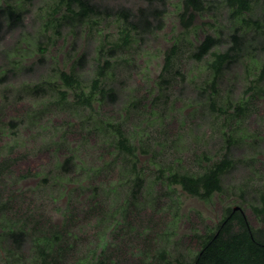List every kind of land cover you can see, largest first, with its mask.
Returning a JSON list of instances; mask_svg holds the SVG:
<instances>
[{
  "label": "rangeland",
  "instance_id": "obj_1",
  "mask_svg": "<svg viewBox=\"0 0 264 264\" xmlns=\"http://www.w3.org/2000/svg\"><path fill=\"white\" fill-rule=\"evenodd\" d=\"M56 1L17 0L25 12L23 27L8 31L0 43V162L10 163L0 175V205L26 233L16 250L0 226V264L11 261L9 250L18 253L17 264H38L37 244L62 230H67L61 238L65 251L55 264L190 261L199 249L197 235L204 226L217 225L228 207L242 208L251 225L264 231V220L249 207L264 197V95L251 97L250 89L264 87V53H251L253 58L223 72L216 79V95L209 87L211 58L195 62L190 57L206 35L224 38L240 28L250 38L256 29L244 20H263L262 0H253L252 11L237 18L223 0H206V11L196 14L189 28L181 21V1L166 0L164 28L124 46L115 16L102 14L72 27L55 20L65 11L54 15ZM98 1L105 13L121 7L134 12L149 4ZM173 45L177 51L162 82L165 55ZM82 55L86 61L80 69ZM107 60L112 66L101 86L113 88L117 102L96 94L91 106L80 103L79 90L67 87L61 73L75 68L87 98ZM260 75L263 80L255 83ZM241 101L249 103V111L235 117ZM212 103L227 113L213 111ZM116 123L135 147V156L115 147L109 124ZM241 134L247 136L241 139ZM227 135L233 138V165L222 175L223 191L210 200L180 186L169 191L158 179L160 168L165 173L202 172L209 164L206 157L215 161L225 151ZM133 166L142 177L139 209L133 207L126 221L102 220L101 210L108 214L125 201ZM164 250L166 261L159 257Z\"/></svg>",
  "mask_w": 264,
  "mask_h": 264
},
{
  "label": "trees",
  "instance_id": "obj_2",
  "mask_svg": "<svg viewBox=\"0 0 264 264\" xmlns=\"http://www.w3.org/2000/svg\"><path fill=\"white\" fill-rule=\"evenodd\" d=\"M35 0H27L31 3ZM158 1V0H156ZM183 6L182 24L185 28H189L195 18L196 14L203 13L207 9L206 0H180ZM149 4L146 7H140L134 12L128 8H118L110 13L103 10L101 3L98 0H57L55 3L54 15L63 12L60 18H56V21L64 20L72 27H76L78 24L83 25L84 21H90L92 18L101 16L102 14L115 16L120 23V34L122 36L123 45L129 44L135 37L143 39L145 36L152 35L164 28V17L166 14V0H159L162 7L154 6V0H148ZM223 4L227 7L232 18L243 16L245 13L252 11L253 0H223ZM262 8L264 10V0H262ZM25 12L22 10L21 5L17 3V0H9L8 2L2 1L0 4V43L8 31H14L23 27ZM244 23L253 24L256 31L248 38L247 33H241L240 28L233 29L224 38L218 35H206L198 45L194 47L190 57L195 62H202L207 57L211 58L209 64L210 69L213 72V80L209 85L213 89L212 95H216L217 91L214 90L216 85V79L225 71H228L238 65L242 59L254 56L251 53H264V18L259 21V18L252 20H244ZM226 45H229L224 49ZM177 48L173 45L165 55V62L160 75L161 81L164 82L165 78L170 71L171 62L173 56H175ZM86 57L82 55L78 61L80 69L85 66ZM256 63V62H255ZM112 66L110 61H106L104 66L99 67L97 76L92 80V89L87 98H83L85 95L81 89V80L77 76L75 68L70 73H61V80L67 85V87L79 90L77 94L78 101L85 105L91 106V101L94 96L99 95L101 100H107L110 103L117 102V94L113 88L102 87V78L106 76L107 70ZM263 80V76H259V79L255 83H260ZM252 96H263V85L251 86ZM248 102H240L235 106L236 114L233 116H239L249 111ZM229 103L227 107L231 106ZM213 111H222L227 113L226 109L217 107L215 103L211 104ZM228 109V108H227ZM113 129V137L115 147L124 152L127 155L135 156V147L130 143L129 138L122 131L120 124H109ZM232 136V134L230 133ZM225 144V151L213 161V158L206 157L208 165L204 167V170L200 173H189L169 170L167 173L163 169L158 170V179L162 180L167 189L174 191L175 186H180L182 191L191 196L198 197L202 200L208 201L214 193H220L223 191L222 187V175L228 171L233 165V152L231 148L233 145V138L229 135ZM244 134L239 137L243 139ZM112 144V145H114ZM69 162V158L65 161V165ZM10 168V163L3 160L0 162V175L7 172ZM93 170V169H92ZM97 174L100 169L94 170ZM132 176L131 186L127 193V197L123 204L114 208L113 211L108 214H104L101 210L102 220H111L118 222V217L122 221H126L129 215V211L133 207L137 210L138 202L136 200L138 194L141 192V180L140 173L133 166L130 171ZM25 178V176H24ZM78 188L82 189L83 185L77 183ZM92 193L96 194L97 187H91ZM95 197L92 195V198ZM70 199L68 203H70ZM96 204V203H95ZM101 205V203H100ZM102 205L100 206L101 209ZM253 209L255 216L261 220H264V197L260 205H250ZM93 208V207H92ZM7 209L5 204L0 205V220L1 227H6L5 235L12 241L16 250H20L25 243L26 233L17 227L11 220L5 215ZM67 209V208H66ZM173 219V224H174ZM67 230L61 232H54L51 237H44L42 244H37L39 252L38 264H55L56 258L62 256L65 251V241H61ZM169 235V234H167ZM197 242L199 249L190 261L177 260V264H264V231L261 228H255L251 225L250 221L245 216L242 208H226L223 216L217 225L213 227L204 226L202 234L197 235ZM16 250H9L8 256L11 257V261L7 264H17L19 257ZM160 259L166 261V251L164 250L160 255ZM49 258V259H48ZM80 264H86L81 262ZM95 264H101V262H95ZM166 264H169L166 262Z\"/></svg>",
  "mask_w": 264,
  "mask_h": 264
}]
</instances>
